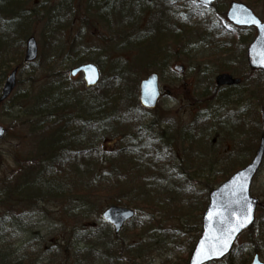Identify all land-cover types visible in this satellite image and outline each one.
Here are the masks:
<instances>
[{"label": "trees", "instance_id": "1", "mask_svg": "<svg viewBox=\"0 0 264 264\" xmlns=\"http://www.w3.org/2000/svg\"><path fill=\"white\" fill-rule=\"evenodd\" d=\"M22 1L0 0V88L8 73L11 53L18 54L17 65H24L22 49L28 32L23 21L28 18V12L8 13L13 6L20 7ZM8 2L12 4H6ZM172 4V0H60L51 10L47 9L50 11L47 19L52 16L46 24L51 41L40 49L41 52L46 49L53 61L47 62L49 71L41 78V88L36 90L35 83H31L16 103L8 107L13 123H18L26 136L29 131L33 133L34 145L26 156L20 155L18 175L6 178L0 186V210L4 211L0 213V264H22L16 258L9 260L6 253L17 232L27 234L24 248L33 250L25 253L24 264H146L154 250L144 238L155 237L156 229L164 231L159 219L164 208L161 194L169 196L172 188L178 186L190 191L189 205L194 206L200 192L205 199L207 190L246 164L238 156L231 160L228 157L217 159L205 153L210 117L203 113L202 118L197 113L187 126L179 129L155 131L150 124L140 125V120L135 118L122 130L126 127V118L117 116L114 111L115 98L126 96V112L133 113L129 108L138 105V84L142 79L135 71H142L147 64L156 66L162 62L165 65L170 48L177 54L195 35L213 31L207 28L210 20L201 15L196 1L187 0L185 10ZM45 9L46 5L41 11ZM169 18L171 24L166 21ZM12 23L15 29L4 28ZM90 28L98 31L95 41L88 36ZM224 34L225 31L220 33ZM103 50L107 53L104 59L93 56V52L103 54ZM90 61L103 70L101 83L92 91L82 85L74 86L69 76L71 68ZM66 62H70L69 66L62 67ZM56 64L57 71L54 70ZM225 67L218 64V72L227 71ZM125 73L131 78L130 86L125 79L119 80ZM251 74L240 77L242 84ZM124 88L130 89L123 95L127 92ZM214 88L210 96H203L195 105L202 108V104H207L210 97L221 90L216 85ZM240 118L236 116L235 123L239 124ZM225 121L220 119L219 122L226 126ZM50 123L48 131L37 134L39 128ZM202 127L206 128L205 133ZM231 129H234L232 125ZM121 134H127L129 144L115 148L123 138ZM105 137L111 140L107 145L103 143ZM207 168L209 171L217 168L211 179L214 184L206 181L207 189L196 191V181H200L196 176H202L199 172ZM189 170L196 176L187 174ZM91 198L104 201L106 205L118 201L131 206L137 210V215L146 213L145 219L136 216L127 226L130 231L124 228L123 233L115 236L110 226L85 215L86 211H91L87 206L94 203ZM46 202L61 203L59 214L74 222L70 229H66L68 221L50 236H42L39 229H28V217L31 218L32 213H48ZM204 207L203 203L196 208L201 212ZM145 210L159 215L154 217ZM196 216L200 218L199 214ZM256 228L254 225L248 231L252 253H259L264 246L262 238L255 234ZM31 256L33 260H28ZM250 258L251 255L241 264H247ZM232 259L229 257L227 264Z\"/></svg>", "mask_w": 264, "mask_h": 264}, {"label": "rangeland", "instance_id": "2", "mask_svg": "<svg viewBox=\"0 0 264 264\" xmlns=\"http://www.w3.org/2000/svg\"><path fill=\"white\" fill-rule=\"evenodd\" d=\"M243 1L248 7L253 9L259 18L264 19V0L256 3L246 0ZM10 2L6 4H12ZM58 2H60V0H23L22 3H20V7L13 6V10L8 13L28 12L26 13L28 18L25 17L26 15L24 16L26 19H24L23 23L26 22L23 27L28 32V36H33L37 39L38 48L40 49L41 47L43 48L47 42L51 41L46 32L49 26L46 24L52 16L47 19V15L50 12L48 10L53 8V4ZM172 3L173 6L176 5L182 10H185L187 7V0H172ZM229 3L230 1L224 2L218 0L212 7L207 8L197 3L199 9H201V15L206 17L205 20L208 18L210 20L207 28L213 31L205 30L206 32H204V34L195 35L193 40L190 41L191 43H187L184 50H177L179 51L177 54L173 51V48H170L172 50L169 52L170 55H168L165 65H163L162 62L161 65L156 66L147 64L143 67L144 69L142 71H140V69L135 71L136 74H139L138 77L140 78H144L149 72H157L160 76L162 96L155 110H141V107L138 106L139 104L136 106L131 105L129 109L133 110V113L128 114L126 112L128 108L124 106L127 102L126 96L122 99L118 97L115 98L117 101L114 111H117V116L124 119L126 118V127L122 129L123 131L128 128L127 125L133 122L135 118L137 121L140 120L138 121L140 125L150 124L152 126L153 121L155 125L160 126L163 124L164 127L174 125L176 129H179L181 126H187L198 109L201 110L195 103L199 102L205 95L210 96L214 91V81L213 85H210L211 78L214 80V77L219 73L217 68L219 64L220 66L223 65V68L226 66L225 68L227 69L225 70L230 74H234L236 77L242 78L244 74L250 72L252 74L249 77H245L246 80H244L241 86L222 87L221 90L214 94V97H210L207 104H202L203 113L210 117L207 127L209 128V140L207 144L205 141L203 142V144L208 146V149H205V153L212 158H214L213 156H217V159L228 157L229 160H231L238 156L239 159H243L245 163L251 160L250 158L257 149L256 147L259 143L260 136L263 135L264 137V72L257 70L251 71L246 62V48L252 42L256 30L254 28L239 29L229 24L227 19H225V13ZM45 5V11H41ZM166 21L168 24H171L170 18ZM14 25L15 23L8 24L4 28L13 30L16 28ZM200 27L204 30L203 25L200 24ZM223 31H225V34L222 36L220 33ZM33 32L35 34H33ZM46 34V39H44ZM88 36L91 37L92 41H95L99 36L96 28H90ZM22 50L23 57L25 53L24 46ZM103 52V54H101L100 51H97V53L93 52V56L104 59L103 56H107V53H105L104 50ZM47 54L48 51L46 52V49L44 52H41L40 49V54L35 63H25L20 68L18 78L22 83L16 88L14 96L5 103V106L0 108V123L3 126H7L9 129L7 138L0 143V186L5 182L4 180L6 178L12 175H18L21 163L19 160L20 155L26 156V153H28L34 145L32 141L34 138L31 137L33 133L29 131L26 136L22 127L18 126V123L17 125L13 123L12 117L9 116L10 111H8V107L16 103L18 96L20 94L22 95L31 83H35L34 87L36 90L41 88V78L49 71L47 62L52 60ZM10 58L9 66L7 65L8 71L20 62L18 61V54L14 53L12 55L11 53ZM57 61L59 62V60ZM69 64L70 62H66L62 67L67 68ZM177 64H183L185 66L183 74H177L172 70L173 66ZM4 69L6 70L5 67ZM54 70L57 71V64ZM120 78L119 80L125 79L127 86L131 85V78L128 76V73L120 76ZM71 79L73 80L71 83L74 86L82 85L85 87L82 74L71 77ZM124 89H126L127 92H124L123 95L127 94L130 88ZM168 90L172 92L167 94ZM242 108H245L244 111L248 113V115L246 114L248 119L247 125L246 127L231 130V124L228 125L229 128L227 124L234 110ZM126 115L130 117L127 118ZM158 117L159 119L156 120ZM220 119L222 121L226 120V126L220 124ZM51 125L50 123L46 124V127L43 129L39 128L37 134L41 133L43 130L48 131L47 129H49ZM159 126L157 128L152 126V129H158ZM202 128L205 133L206 128ZM245 129H247V131H245ZM121 136H123V138L122 140L119 139L120 144L116 145L115 148L127 146V143L123 141L127 134H121ZM213 138L216 139L215 142H213ZM110 142L111 140L107 137L103 140L105 145ZM203 144L201 146H203ZM175 147L178 146L176 145ZM227 148L231 149V151L227 152ZM239 152H241V156ZM23 166L28 169L30 168L29 165L23 164ZM216 171L217 168L213 171H209L207 168L203 172L198 171L202 173V176H196L191 170H189L187 174H192V176H196L197 179L201 181H196L197 186H195V188L198 191L204 192L207 189L204 182L208 181L210 184H214L211 182V179L214 178ZM90 175L91 174H89V176ZM89 176H87V178L90 180L91 178ZM253 181L250 192L253 197L260 200V209L258 207L256 210L257 228L255 234L258 235V238H262L261 241L262 244H264V163ZM212 187H214V185ZM171 191L172 193L169 196L166 195V193L161 194L164 202L162 207L164 208L162 209L163 214L160 215L161 218L159 219L162 221L161 227L164 231L158 232L156 229L153 231V233H156L155 237L149 236L144 238V240L152 244L154 250L152 258L148 259L149 264H184L183 259L186 258V254L189 250L188 247L190 243L198 238L197 236L200 232V226L198 225L200 218L197 219L196 215H200L201 212H199L200 210L196 207L204 202V194L200 192L197 203L195 204L197 206L194 208L195 205L191 207L189 205L190 194L187 193V191L176 190L174 188H172ZM91 199H93L94 203L87 206L91 211H86L85 215L88 214L92 216L93 220H98V222L101 223L99 219L100 212L108 205H106L104 201H99L97 198ZM113 203L118 204V201ZM94 207L96 210L93 209ZM46 209L48 211L47 214L36 215L32 213L31 218L28 217L27 227L29 230L39 229L42 236H50L55 234V232H53L54 230L63 227L62 225H64L66 221H68L66 229L71 228V224L74 222L62 216L61 213L59 214L62 210L60 202H46ZM166 210H168V212H166ZM2 212H4L3 209L0 210V213ZM145 212L148 214L152 212L154 217H158L159 215L153 210H145ZM197 225L199 226V230L196 227ZM248 231L239 235V239L234 245L235 248L231 256L233 259L230 261V264L243 263L253 252V246L249 244ZM26 235L21 232L15 233L14 237L11 239L12 243H10L12 247L6 249L9 260L10 258H16V260L24 264L25 253H31L33 251L24 248V240L28 237ZM258 254L261 260H264V246L262 251ZM28 258V260H33L32 256ZM224 262L225 260L222 261V264H227Z\"/></svg>", "mask_w": 264, "mask_h": 264}, {"label": "water", "instance_id": "3", "mask_svg": "<svg viewBox=\"0 0 264 264\" xmlns=\"http://www.w3.org/2000/svg\"><path fill=\"white\" fill-rule=\"evenodd\" d=\"M203 6H211L216 0H199ZM226 19L238 27H255L257 35L247 48V62L250 67L264 71V21H261L253 12L242 2L233 1L229 5L226 13ZM26 61H35L38 55V44L34 37H28L25 45ZM177 71L182 72L183 66L177 65ZM16 70L7 77L5 86L2 89L0 103L7 99L16 87ZM83 72L87 87H92L99 82V69L95 64L84 63L72 70V75ZM159 76L152 73L141 81L139 88V99L144 107L153 108L159 99L160 89L158 87ZM216 85L238 84L240 80L228 73H221L215 78ZM4 126L0 125V141L6 134ZM264 139L261 140L258 149L252 158L253 160L247 166L238 169L224 183L213 189L209 194L208 205L203 213L202 231L200 238L196 242L194 250L191 253L188 264H208L211 261L223 259L232 250V245L239 237V234L250 228L255 221V209L259 203L257 199L251 196L250 187L252 179L258 172L264 158ZM134 215V210L109 206L101 215L105 222L110 223L116 234L120 232L123 224L130 220ZM232 229H236L232 231ZM230 234V239L228 238ZM227 239L228 247L221 252L201 255L203 249L223 248L222 241ZM203 246V249H202ZM250 264H264L259 260V256L254 255Z\"/></svg>", "mask_w": 264, "mask_h": 264}, {"label": "snow or ice", "instance_id": "4", "mask_svg": "<svg viewBox=\"0 0 264 264\" xmlns=\"http://www.w3.org/2000/svg\"><path fill=\"white\" fill-rule=\"evenodd\" d=\"M235 230L236 229H232V231H235ZM228 238L230 239V234ZM222 244H223V248L214 247V248H209V249H203V246H202L203 251L201 252V255H208L209 253H216V252L222 253L223 249H226L228 247L227 239L223 240Z\"/></svg>", "mask_w": 264, "mask_h": 264}, {"label": "bare ground", "instance_id": "5", "mask_svg": "<svg viewBox=\"0 0 264 264\" xmlns=\"http://www.w3.org/2000/svg\"><path fill=\"white\" fill-rule=\"evenodd\" d=\"M2 5H3V6L5 5L4 2H2ZM2 5H1V6H2Z\"/></svg>", "mask_w": 264, "mask_h": 264}]
</instances>
